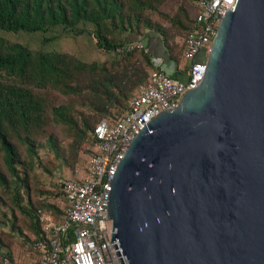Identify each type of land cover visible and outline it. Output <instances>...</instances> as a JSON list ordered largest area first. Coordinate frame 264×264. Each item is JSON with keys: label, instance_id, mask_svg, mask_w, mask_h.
Masks as SVG:
<instances>
[{"label": "water", "instance_id": "1", "mask_svg": "<svg viewBox=\"0 0 264 264\" xmlns=\"http://www.w3.org/2000/svg\"><path fill=\"white\" fill-rule=\"evenodd\" d=\"M207 56L117 164L122 264H264V0H229Z\"/></svg>", "mask_w": 264, "mask_h": 264}, {"label": "trees", "instance_id": "2", "mask_svg": "<svg viewBox=\"0 0 264 264\" xmlns=\"http://www.w3.org/2000/svg\"><path fill=\"white\" fill-rule=\"evenodd\" d=\"M163 1L0 0V252L11 261L15 245L48 236L43 207L56 222L67 214L63 181L77 177L61 181V204L43 198L50 191L43 189L41 172L52 173L53 155L69 165L82 149L89 154L96 123L124 114L147 83L152 59L164 62L149 49L122 47L148 46L157 34L176 72L185 67V37L195 27L200 0H193L194 13L180 4L173 14L159 11ZM18 35L25 40L12 38ZM81 35L94 40L108 59L85 61L54 48L62 37ZM65 136L67 147L61 142ZM69 233L73 238L72 229ZM18 236L22 240L15 242Z\"/></svg>", "mask_w": 264, "mask_h": 264}, {"label": "built area", "instance_id": "3", "mask_svg": "<svg viewBox=\"0 0 264 264\" xmlns=\"http://www.w3.org/2000/svg\"><path fill=\"white\" fill-rule=\"evenodd\" d=\"M228 2L199 1L195 27L185 37L183 56L188 65L184 68V80L173 79L165 70V64L152 59L153 70L148 82L130 99L127 111L112 122L103 118L96 123L87 176L63 181L68 203L66 216L59 222L43 218L48 236L33 245L40 253L37 264H122L111 242L113 223L107 211L117 164L142 127L160 111L177 106L181 95L199 84L207 65V52ZM132 49L148 51L140 42L122 47L126 51ZM0 264H11L9 257L1 252Z\"/></svg>", "mask_w": 264, "mask_h": 264}, {"label": "rangeland", "instance_id": "4", "mask_svg": "<svg viewBox=\"0 0 264 264\" xmlns=\"http://www.w3.org/2000/svg\"><path fill=\"white\" fill-rule=\"evenodd\" d=\"M180 4L185 5L186 7H188L189 12L194 13L195 4L193 0H164L161 3V5H159V11L165 12L167 14H173ZM164 24L168 26L167 22H165ZM172 30L176 31L175 28H172ZM7 37L11 38L10 35H7ZM23 37H24L23 35L12 36L13 39L20 41L25 40ZM37 40L38 37H34L35 43L38 42ZM148 41H149L148 46L155 44V46H158V49H160V54L165 57L164 47L162 45L160 37L157 34H152L148 39ZM53 45L54 48H58L59 50L75 53L80 59L85 61L101 62L104 61L105 59H108L107 54L102 49H99L95 46L94 40H92L90 37H87L85 35L76 36V37H64V38L62 37L60 40H58L57 43H53ZM156 55H158V53H156ZM68 141L69 139L67 138V136L63 137V140H61V142H63L62 145L67 147ZM78 153L79 154L76 161H73L74 159L72 157L69 158L68 160L69 165H62V161L53 155L55 168L52 169V173L41 172V175H43L44 177L43 178L44 183H42L44 184L43 189H48L50 191V193L48 194L44 193L43 196V198L46 200V202H48V204L51 205H54V203L61 204V201L63 199L59 198L60 196L58 195L59 189L61 187L60 186L61 181H63L65 178L68 177H84V175L87 173L88 154L84 151V149H82V152L79 151ZM48 158L49 157H45L44 161L47 160ZM43 209L45 210L41 213L43 215L42 217H54L52 213L48 211L51 210L48 208V206L43 207ZM56 210H54L53 212L57 213ZM21 240L22 238L18 236L16 237L15 242H19ZM31 245L33 246L34 243H31Z\"/></svg>", "mask_w": 264, "mask_h": 264}, {"label": "crops", "instance_id": "5", "mask_svg": "<svg viewBox=\"0 0 264 264\" xmlns=\"http://www.w3.org/2000/svg\"><path fill=\"white\" fill-rule=\"evenodd\" d=\"M145 46L149 49V52L151 54L156 55V53H158V56H162L160 54V49H158V46H155V44H152L150 46H147V45ZM200 58H202V54L200 55ZM162 59H164L163 60L164 62L162 61L161 62L162 64H165V70L167 71V73H169L171 76L176 75L175 76L176 80L178 79L184 80L186 78L184 74V68H185L184 66H183L184 67L183 70H181L182 72L180 71L176 72V69L172 61H168V59L166 60L164 56H162ZM184 62H185L184 63L185 66L188 65V61L184 60ZM87 173H88V166H87ZM87 173L84 175V177L87 176ZM43 218H47V219L54 221L52 217H42V219ZM30 236H34V235L31 234ZM11 254H12V261L10 260L11 264H37V262L39 261V257H40V253H38L37 251L33 249V246L31 245V243H28V244L19 243L15 245V247L11 250Z\"/></svg>", "mask_w": 264, "mask_h": 264}]
</instances>
